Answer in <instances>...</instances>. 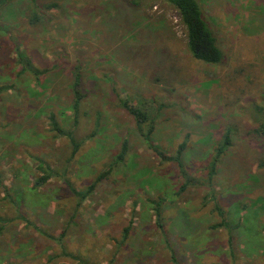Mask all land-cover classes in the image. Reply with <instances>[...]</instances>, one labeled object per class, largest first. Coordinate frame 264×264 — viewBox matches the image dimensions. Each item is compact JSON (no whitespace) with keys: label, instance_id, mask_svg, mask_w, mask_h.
<instances>
[{"label":"rangeland","instance_id":"obj_1","mask_svg":"<svg viewBox=\"0 0 264 264\" xmlns=\"http://www.w3.org/2000/svg\"><path fill=\"white\" fill-rule=\"evenodd\" d=\"M36 2L35 24L27 0L0 10V264H174L172 253L177 264H264V0H197L219 65L191 57L164 0ZM125 98L155 117L151 146ZM52 117L81 142L72 159ZM227 129L211 197L207 169ZM182 144L183 173L167 160ZM36 158L52 174L42 187ZM108 167L79 202L70 188Z\"/></svg>","mask_w":264,"mask_h":264},{"label":"trees","instance_id":"obj_2","mask_svg":"<svg viewBox=\"0 0 264 264\" xmlns=\"http://www.w3.org/2000/svg\"><path fill=\"white\" fill-rule=\"evenodd\" d=\"M16 1V0H0V10L3 6ZM31 4V17L29 18L30 24H35L39 21V14L38 11L39 7L37 5L36 0H27ZM168 5H170L177 13V16L179 18L180 24L185 30L186 35V49L188 53L191 55V57L204 64L208 65H219L222 63L223 60V54L220 48L217 45L216 39L214 37L213 31L210 28V25L205 21L202 10L197 2V0H164ZM48 10L56 8V5H50L47 7ZM47 11V10H45ZM28 62V61H27ZM29 70L36 76V70L33 69V67L30 65V63L25 65L22 70ZM38 73V72H37ZM73 81L71 84L72 93H73V103L71 106V110L74 115L72 128H74L77 124V115L80 103L84 96L81 94V75H80V66H76L73 69ZM9 87H2L0 88V94L7 91ZM120 107L127 111L129 115L134 119L136 126L139 130H141V127L143 125L148 126V133L147 138L150 143V146L152 145L151 139H149V136L152 134L154 129V116H149L147 114V110L145 108H141L139 102H135V105H133L127 98L121 99L119 101ZM138 104V105H136ZM51 128L53 131L57 132L59 136H64L68 139L70 146H71V153H70V159L75 156L77 151L79 150V147L81 145V142L77 141L72 131H63L61 128L58 127L57 123L51 118ZM259 133H264V126H262V131L259 130ZM232 145V139H231V132L230 129H227L224 135L222 136L217 148L215 149L213 160L211 164L208 166V173L206 177L205 185L210 191V195L212 197L213 190H212V181L213 178L216 175V169L217 165L219 164L221 158L225 155V153L229 150V148ZM154 150L155 148L152 147ZM185 148L184 144H182L177 152L176 155L172 159H167L174 161L178 167L180 168L181 172L183 173V165L181 161V156L183 153V149ZM160 156H162L160 153H158ZM126 156V142L124 141L122 143V147L116 157L115 163L122 162L124 160V157ZM37 162V170L41 173V176L37 179L35 183V187H42L49 181L52 174H50L49 171L50 168L46 165V163L38 158L35 159ZM260 167H264V161L260 164ZM111 171V167H108L107 170H105L103 173L99 174L93 182L87 187L85 191H77L74 188H72L70 185V190L75 195V197L80 201H83L87 198V196L94 191L96 186L109 175ZM185 185L189 186V182L185 181ZM184 189V187H182ZM214 199V197H213ZM214 201V200H213ZM156 205V213L155 216L159 222L160 220V213L157 209L159 207V203H155ZM215 209L219 212V215L222 216V213L219 210V207L217 204H215ZM225 226L224 220L221 221V223L216 227ZM161 227V226H159ZM4 227L3 225L0 226V235L3 232ZM130 230V226L124 229L123 236L121 241L124 242L127 239L128 233ZM72 257V256H71ZM73 259H76L73 257ZM78 261V264H87L80 258L76 259ZM172 261L174 264L176 263V260L172 253Z\"/></svg>","mask_w":264,"mask_h":264}]
</instances>
